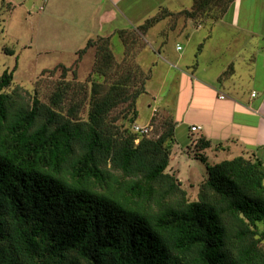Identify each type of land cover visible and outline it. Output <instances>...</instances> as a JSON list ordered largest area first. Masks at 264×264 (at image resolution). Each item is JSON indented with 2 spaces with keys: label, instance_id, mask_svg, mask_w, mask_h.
Here are the masks:
<instances>
[{
  "label": "trees",
  "instance_id": "16d2710c",
  "mask_svg": "<svg viewBox=\"0 0 264 264\" xmlns=\"http://www.w3.org/2000/svg\"><path fill=\"white\" fill-rule=\"evenodd\" d=\"M211 2L193 0L186 13ZM12 7L0 0V32ZM126 32L118 31L123 43ZM89 48L96 76L126 74L107 90L95 80L86 119L76 117L81 101L64 107L66 89L58 86L47 102L27 101L20 89L7 90L15 68L0 74V264H264L261 160L209 164L202 151L211 141L200 135L194 158L206 177L189 200L166 171L174 123L155 138L105 123L117 104L135 107L148 76L117 62L108 36L89 39L77 58Z\"/></svg>",
  "mask_w": 264,
  "mask_h": 264
},
{
  "label": "crops",
  "instance_id": "0c3cea01",
  "mask_svg": "<svg viewBox=\"0 0 264 264\" xmlns=\"http://www.w3.org/2000/svg\"><path fill=\"white\" fill-rule=\"evenodd\" d=\"M12 1L24 17L39 15L37 43L70 49L74 57L89 39L112 40L120 30L141 27L144 46L137 58L152 64V75L167 81L170 68L158 66L166 59L182 67L174 78L186 102L170 108L175 136L183 132L190 146L193 136L209 139L202 151L209 164L243 155L264 165V0H212L194 16L186 13L193 0ZM230 66L232 72L221 76ZM191 125H200L199 133Z\"/></svg>",
  "mask_w": 264,
  "mask_h": 264
},
{
  "label": "rangeland",
  "instance_id": "374dc122",
  "mask_svg": "<svg viewBox=\"0 0 264 264\" xmlns=\"http://www.w3.org/2000/svg\"><path fill=\"white\" fill-rule=\"evenodd\" d=\"M12 3L15 4L14 1ZM179 14L184 15L183 12ZM216 16L211 14V18H216ZM2 17L0 74L5 69L12 70L15 68L12 84L7 90L20 89L27 101H30L33 96H38L40 100L47 102L51 93L60 86L62 89H66L64 107L70 104L69 100L71 102L81 101L76 106L78 109L76 117L86 119L91 106V95L95 80L103 83L102 87L107 90L113 80L126 74V71L125 74L124 71L122 73L118 71L117 74L108 71L107 80L96 76L93 72L95 61V49L93 48H89L77 58V56L74 57L68 54L67 51L70 49L51 48L52 46L47 49L37 43L38 34L33 30V26L38 23L39 18L36 13H32L30 17H24L20 14L19 8L14 9L12 7L9 12H4ZM126 31L128 32H126L124 43L119 35L121 41L116 36L110 40L113 55L117 62L120 63L124 60V65L133 64L137 68L136 73L140 74L141 72L148 76L147 80L143 82L145 92L136 99L134 108L131 107L130 101L119 103L113 107L107 117H105V123L114 127V129L117 128L119 132L129 129L134 133L133 125H145V122L153 114L152 119L148 122L152 129L146 136L155 138L170 124L174 123L170 108H174L175 104H177L181 109L183 103L186 102L179 91L181 85H178L177 79L174 78L176 75L175 71L180 70L182 67L179 63L176 64L174 59L161 61L158 65L159 69H163L165 66L169 67L171 71L167 81L163 83L162 79H158V75L155 73L154 75L151 74L150 66L152 64L149 61L140 63L137 58L144 46L142 35L145 34V30L138 27L137 29ZM108 37L110 38V36ZM30 40H34V42L31 45H27ZM65 50L66 52H63ZM64 70L66 74L62 75ZM140 84L141 80L137 79L127 89L132 92L135 86ZM133 109H136L137 115L134 121L131 122L129 119L133 116ZM199 131L193 133L197 134ZM199 136H193L195 143L192 144V147V145L188 144V139L183 132L181 134L180 132L177 133L170 154L169 165L166 169L170 173H174L176 169L178 170V176L176 177L186 189L189 200L198 198L199 185L202 184L206 177L204 163L194 158L197 152L196 141ZM258 227L264 228V222L258 223Z\"/></svg>",
  "mask_w": 264,
  "mask_h": 264
},
{
  "label": "built area",
  "instance_id": "2783aa9c",
  "mask_svg": "<svg viewBox=\"0 0 264 264\" xmlns=\"http://www.w3.org/2000/svg\"><path fill=\"white\" fill-rule=\"evenodd\" d=\"M177 49H180L181 46L177 45L176 47ZM223 97V96H221ZM152 126L149 123H146L145 125H141V124H135L133 125V131L139 134H143V135H148L151 132ZM201 129L200 125H191L190 126V130L195 132V131H199Z\"/></svg>",
  "mask_w": 264,
  "mask_h": 264
}]
</instances>
